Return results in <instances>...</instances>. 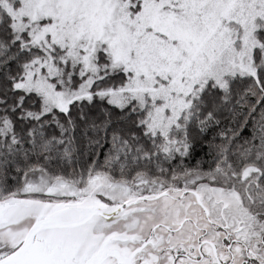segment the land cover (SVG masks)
Listing matches in <instances>:
<instances>
[{
    "label": "snow or ice",
    "instance_id": "1",
    "mask_svg": "<svg viewBox=\"0 0 264 264\" xmlns=\"http://www.w3.org/2000/svg\"><path fill=\"white\" fill-rule=\"evenodd\" d=\"M0 264H264V0H0Z\"/></svg>",
    "mask_w": 264,
    "mask_h": 264
}]
</instances>
